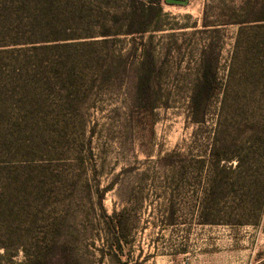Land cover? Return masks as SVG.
I'll list each match as a JSON object with an SVG mask.
<instances>
[{
	"label": "rangeland",
	"instance_id": "374dc122",
	"mask_svg": "<svg viewBox=\"0 0 264 264\" xmlns=\"http://www.w3.org/2000/svg\"><path fill=\"white\" fill-rule=\"evenodd\" d=\"M182 1L139 35L130 0H0V264L264 259V221L202 224L218 98L195 105L264 0Z\"/></svg>",
	"mask_w": 264,
	"mask_h": 264
},
{
	"label": "trees",
	"instance_id": "16d2710c",
	"mask_svg": "<svg viewBox=\"0 0 264 264\" xmlns=\"http://www.w3.org/2000/svg\"><path fill=\"white\" fill-rule=\"evenodd\" d=\"M130 2L127 32L142 35L156 30L152 23L161 15L160 0ZM251 5L243 0L240 12L246 14ZM258 12L262 19L238 22L223 80L218 83L207 62L196 91L197 111L202 98H218L215 134L203 158L212 172L205 177L202 192L205 225L259 228L264 221V5Z\"/></svg>",
	"mask_w": 264,
	"mask_h": 264
},
{
	"label": "water",
	"instance_id": "95a60500",
	"mask_svg": "<svg viewBox=\"0 0 264 264\" xmlns=\"http://www.w3.org/2000/svg\"><path fill=\"white\" fill-rule=\"evenodd\" d=\"M166 2L170 4H178V5H183L186 3V1H182V0H166Z\"/></svg>",
	"mask_w": 264,
	"mask_h": 264
}]
</instances>
